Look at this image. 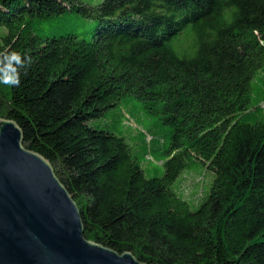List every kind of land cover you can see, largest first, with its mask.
Listing matches in <instances>:
<instances>
[{"label":"trees","instance_id":"16d2710c","mask_svg":"<svg viewBox=\"0 0 264 264\" xmlns=\"http://www.w3.org/2000/svg\"><path fill=\"white\" fill-rule=\"evenodd\" d=\"M7 50L33 64L0 84V118L86 240L143 264H264V0H0Z\"/></svg>","mask_w":264,"mask_h":264},{"label":"water","instance_id":"95a60500","mask_svg":"<svg viewBox=\"0 0 264 264\" xmlns=\"http://www.w3.org/2000/svg\"><path fill=\"white\" fill-rule=\"evenodd\" d=\"M78 207L51 164L0 118V264H143L84 238Z\"/></svg>","mask_w":264,"mask_h":264},{"label":"clouds","instance_id":"9594fccd","mask_svg":"<svg viewBox=\"0 0 264 264\" xmlns=\"http://www.w3.org/2000/svg\"><path fill=\"white\" fill-rule=\"evenodd\" d=\"M33 58L15 50L0 52V84L15 87L20 84L22 74H27Z\"/></svg>","mask_w":264,"mask_h":264},{"label":"rangeland","instance_id":"374dc122","mask_svg":"<svg viewBox=\"0 0 264 264\" xmlns=\"http://www.w3.org/2000/svg\"><path fill=\"white\" fill-rule=\"evenodd\" d=\"M195 183H196V180H194V179L188 178L186 180V186L187 187H193Z\"/></svg>","mask_w":264,"mask_h":264}]
</instances>
